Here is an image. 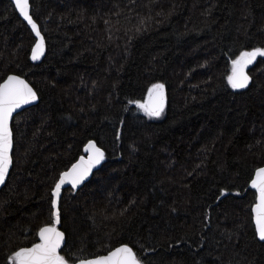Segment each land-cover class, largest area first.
I'll list each match as a JSON object with an SVG mask.
<instances>
[{"label": "trees", "instance_id": "obj_1", "mask_svg": "<svg viewBox=\"0 0 264 264\" xmlns=\"http://www.w3.org/2000/svg\"><path fill=\"white\" fill-rule=\"evenodd\" d=\"M43 55L0 0V82L24 77L38 104L16 115L0 190V264L53 226L60 174L93 141L101 167L62 190L66 264L132 248L141 264H264L249 188L264 167V56L247 87L228 82L264 50V0H30ZM163 111L149 116V89Z\"/></svg>", "mask_w": 264, "mask_h": 264}, {"label": "snow or ice", "instance_id": "obj_2", "mask_svg": "<svg viewBox=\"0 0 264 264\" xmlns=\"http://www.w3.org/2000/svg\"><path fill=\"white\" fill-rule=\"evenodd\" d=\"M14 3L20 15L31 26L37 37H40L37 25L29 14V0H14ZM41 55H43L42 38L39 39L32 50V59L37 60ZM257 56H264V50L257 48L252 52H244L237 60L233 61L232 75L228 77V82L232 88L247 87L249 77L244 69ZM149 96L150 104L138 106L145 109L149 116L158 117L163 111V85H154L153 88L149 89ZM35 99L36 94L32 89L23 80L15 76L8 77L7 81L0 84V184L4 183L11 164L12 134L9 129V119L16 108ZM85 151L90 152L88 161L81 158V161L73 165L72 169L63 173L59 182L56 183L53 191V209L57 207L55 198L59 196L61 186L66 182H70L75 188L88 175L91 168L99 164L104 158V153L91 142L87 145ZM256 175L258 181L254 180L252 183V186L258 188L259 191V203L254 208L255 223L259 238L264 240V169H259ZM53 215L57 217L58 222V212H54ZM38 235L40 242L34 244L31 248H24L15 252L10 258L9 264H66L65 259L58 254V249L64 239L63 233L58 231L55 226H46L39 230ZM87 264H140V260L131 248L121 247L109 256L88 261Z\"/></svg>", "mask_w": 264, "mask_h": 264}, {"label": "water", "instance_id": "obj_3", "mask_svg": "<svg viewBox=\"0 0 264 264\" xmlns=\"http://www.w3.org/2000/svg\"><path fill=\"white\" fill-rule=\"evenodd\" d=\"M9 1H10L11 4L13 5L14 10H15V12L17 13L18 17H19V18H20V19H21V20L27 25V27H28L29 30L31 31V33H32V35H33V37H34V39H35V43H34V46H33V48H34V47L36 46V44L38 43L39 39H40V38L43 39L42 34L40 33V37H37L36 33L33 32L31 26H30V25L27 23V21H25L24 18L20 15L19 10H18V9L16 8V6H15L14 0H9ZM29 2H30V0H29ZM29 14H30V4H29ZM33 21H34V20H33ZM34 22H35V21H34ZM35 23H36V22H35ZM36 25H37V24H36ZM37 28H38V25H37ZM38 30H39V28H38ZM39 32H40V30H39ZM33 48H32V50H33ZM43 50H44V43H43ZM40 57H41V56H40ZM31 58H32V52H31ZM232 71H233V67H232V69H231V72H230V75H229V76L232 75ZM244 71H245V73H246V68L244 69ZM246 74H247V73H246ZM10 76H15V77H17L18 79L23 80V81L25 82V84H27L28 87L31 88L32 91L36 94V99H35V100L31 101L30 103L22 104L19 108H16V109L12 112L11 118L9 119V129H10L11 134H12L11 123H12L14 117H15L16 115H19V114L22 113L23 111H25V110H27V109H30V108H32V107H34V106H36V105L38 104V96H37V93L35 92V90L33 89V87L30 85V83H29L24 77H21V76L16 75V74H9V75H7V76H6V77L0 82V84H3L5 81H7L8 77H10ZM237 89H242V88H237ZM164 100H165V94H164V92H163V104H164ZM150 103H151L150 96H148L145 105H148V104H150ZM90 142H91L92 144H94L97 148H99V147H98L93 141H90ZM90 142H88V143L86 144V146L84 147V156H81V157H80L75 163H73L68 169H66L65 171H63V172L60 174V176H59V178H58V180H57L56 183L59 182V179H60L61 175H62L63 173H65V172L69 171L70 169H72L73 165H75V164H77V163H79V162L81 161V158H83L85 161H88V159H89V155H90V152H86V151H85V148L87 147V145H88ZM99 149H100V151L103 152V150H102L101 148H99ZM12 151H13V135H12V148H11V151H10L11 164H10V166H9L8 173H7L6 177H5L4 183L0 184V190L5 186L6 181H7V178H8V175H9V173H10V171H11V168H12ZM103 153H104V152H103ZM101 163H102V160L100 161L99 164H96L95 166H93V167L91 168L90 172L88 173V175H87V176L83 179V181L80 182L75 188L72 186V184H71L70 182H66L65 184H63V185L61 186L60 194H59L58 197L55 198L56 201H57V207H56V209H54V212H58V203H59V198H60V196H61V192H62V190L69 189V188L74 189V190H78V189H80L82 186H84V185H85V184L91 179L92 175H93L96 171H98V170L100 169V167H101ZM260 169H264V167H262V168H260ZM258 170H259V169H258ZM258 170H256V172H255V174H254V176H253V179H252V181H251L250 184H249V188L254 189V190L257 191V202H256V204H255V205L253 206V208H252V218H253V223H254L255 230H256L257 239H258L259 242L264 243V240H261V239L259 238V236H258V233H257V227H256V223H255V216H256V214H255V212H254V208H255L256 205L259 203V191H258V188L252 186V183H253L254 180H257V181H258V177H257V175H256L257 172H258ZM54 190H55V187H54ZM54 190H53V191H54ZM54 217H55V224H54L53 226H55V227L57 228L58 231H60L61 233H63V232L58 228L57 217H56V216H54ZM48 226H49V225H48ZM44 227H46V226H44ZM42 228H43V227H42ZM63 237H64V239H63V241H62V243H61V247L58 249V254H59L60 250H61V249L64 247V245H65V235H64V233H63ZM38 238H39V235H38ZM39 242H40V239H39ZM39 242H38V243H39ZM32 246H33V245H32ZM32 246H30V247H23V248H21V249H24V248H31ZM121 247H129V246H128V245H119V246H117V247L111 249L110 251H108L106 254L98 255V256H96V257H92V258H88V259L79 260V261H77L75 264H87L88 261L97 260V259H99V258H101V257H107V256H109L112 252L116 251L117 249H119V248H121ZM129 248H131V247H129ZM131 249H132V248H131ZM19 250H20V249H19ZM19 250H18V251H19ZM133 252H134V251H133ZM134 254H135V253H134ZM140 264H141V263H140Z\"/></svg>", "mask_w": 264, "mask_h": 264}]
</instances>
